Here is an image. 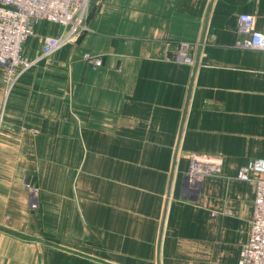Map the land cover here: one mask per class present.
<instances>
[{
	"label": "crops",
	"instance_id": "1",
	"mask_svg": "<svg viewBox=\"0 0 264 264\" xmlns=\"http://www.w3.org/2000/svg\"><path fill=\"white\" fill-rule=\"evenodd\" d=\"M245 12L264 33V0H104L76 45L11 87L0 68V264H238L255 184L237 175L264 157V50L243 45ZM58 31L39 24L25 56ZM181 41L195 64L168 59ZM192 154L223 160L194 198Z\"/></svg>",
	"mask_w": 264,
	"mask_h": 264
},
{
	"label": "built area",
	"instance_id": "2",
	"mask_svg": "<svg viewBox=\"0 0 264 264\" xmlns=\"http://www.w3.org/2000/svg\"><path fill=\"white\" fill-rule=\"evenodd\" d=\"M104 0H0V68L4 71L7 85L11 87L22 72L37 65L39 61L67 45H76L82 33L90 29L93 6ZM58 27L56 34L42 36V51L35 58L24 54L26 42L36 34L41 24ZM239 31L249 37L243 42L247 48L264 50V33L255 29V18L251 13L239 15ZM197 45L181 41L171 59L193 64ZM85 59L100 67V56L90 52ZM223 160L210 154H192L191 163L185 175V188L196 190L206 175L220 173ZM242 180L255 184L253 216L248 239L243 245L238 264H264V157L250 160L242 166L237 175ZM196 192V191H195ZM29 207H39V190L33 189Z\"/></svg>",
	"mask_w": 264,
	"mask_h": 264
},
{
	"label": "rangeland",
	"instance_id": "3",
	"mask_svg": "<svg viewBox=\"0 0 264 264\" xmlns=\"http://www.w3.org/2000/svg\"><path fill=\"white\" fill-rule=\"evenodd\" d=\"M180 44V43H179ZM179 44H178V46H179ZM192 44H194V43H192ZM178 46H177V48H178ZM177 48H176V50H177ZM173 55H174V53H173ZM172 55V56H173ZM172 56H170L168 59L169 60H171V61H174L173 59H171L172 58ZM46 58V57H45ZM83 58L85 59V57L83 56ZM86 60V59H85ZM195 60H196V55H195ZM87 61V60H86ZM88 62V61H87ZM174 62H176V61H174ZM178 63H182V62H178ZM193 64H195V61H194V63ZM191 159V158H190ZM190 163H191V160H190ZM189 166H190V164H189ZM189 169V168H188ZM188 169H187V171H188ZM36 170H34V172H35ZM186 171V172H187ZM186 172H185V174H184V178H185V175H186ZM221 172H222V170H221ZM221 172L220 173H214V174H210V175H206L205 176V178L203 179V181L201 182V184L199 185V187H198V189H196V190H191V189H189L188 188V192H187V195L191 198H194V197H196L197 196V194L198 193H200L201 192V186H202V184H203V182L208 178V177H212V176H219L220 174H221ZM28 193H29V196H28V198L30 199V196H31V194H32V190L33 189H38L39 190V195H40V189H39V187H38V185L35 183V182H33L31 185L29 184L28 185ZM196 191V192H195ZM41 208V200H40V196H39V207L37 208V210H39ZM34 210V209H33Z\"/></svg>",
	"mask_w": 264,
	"mask_h": 264
}]
</instances>
